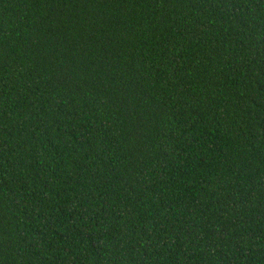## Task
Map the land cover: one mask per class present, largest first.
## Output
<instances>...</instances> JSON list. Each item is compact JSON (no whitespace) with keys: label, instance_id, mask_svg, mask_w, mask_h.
I'll return each mask as SVG.
<instances>
[{"label":"trees","instance_id":"16d2710c","mask_svg":"<svg viewBox=\"0 0 264 264\" xmlns=\"http://www.w3.org/2000/svg\"><path fill=\"white\" fill-rule=\"evenodd\" d=\"M0 264H264V0H0Z\"/></svg>","mask_w":264,"mask_h":264}]
</instances>
